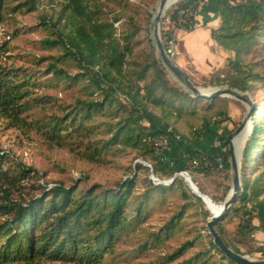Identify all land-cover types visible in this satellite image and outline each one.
<instances>
[{
    "label": "trees",
    "instance_id": "16d2710c",
    "mask_svg": "<svg viewBox=\"0 0 264 264\" xmlns=\"http://www.w3.org/2000/svg\"><path fill=\"white\" fill-rule=\"evenodd\" d=\"M36 1L25 0L23 4H28L27 10H33ZM210 1H207L208 5L204 10L212 4V12L219 17V24L210 29V35L216 43L227 51L234 52L238 58L229 62L233 73L225 79L217 76L213 85L226 83L242 92L250 91L254 83L264 77L254 71L250 63H242L239 57L242 52L250 51L264 38V0ZM60 2L58 17L55 20L42 17L41 21L44 25L55 27L56 33L55 39H46L44 42L48 46L60 44L64 49L62 55L49 57L52 61L48 62L47 71L68 81L78 78L85 80L88 88L93 89L91 94L95 92L96 97L76 100V109L69 125L61 124L63 117H51L44 123L48 136L56 139L61 136L63 130L68 133L84 128L82 119L107 107L117 120L108 127L109 137L104 141L105 147L123 144L138 150L144 157L150 154L154 159L150 162L154 175L161 173L172 176L175 170L185 167L178 166L176 159H173L174 165L170 166L168 162L164 163L155 157L152 153V138L163 133L165 125L173 126L168 119L172 114L177 115L187 109H194L196 102L203 100L191 96L188 91L171 81L152 45L149 50L141 51L140 56L133 53V42L140 30V25L133 21V17L128 19L130 26L117 36L114 23L120 20V14L113 13L110 18L102 17L103 8L99 0ZM189 2L190 0H177L171 11L165 10L166 15L161 18L165 26H160L163 42L169 34L174 36L173 26L167 24L166 18L172 19L176 10ZM3 19L4 0H0V23ZM7 50V44L1 43L0 52ZM63 56L75 60L80 71L71 75L60 67L58 61ZM29 84V75L21 68L0 63V116L7 119L10 126L27 128L36 123L27 121L24 116L36 102L28 96ZM207 102L209 106L212 103ZM170 106L176 110L167 113V107ZM153 107H158L161 111L155 113ZM218 112L225 114L223 111ZM78 116L80 121H76ZM206 120L208 121L204 125L191 127L190 133L194 128L212 130L215 119ZM231 131L223 130L218 135L224 146H227L225 138ZM190 151L195 155L200 154V159L205 156L216 159L218 156L213 151ZM100 152L99 146H95L88 153V157L96 158ZM263 155L264 112L263 115H255L251 132L242 150V191L226 212L229 213L232 208L235 210L237 207L234 205L237 202L243 204L244 216L237 226L240 234H249L255 230L264 234V170L258 171L259 160ZM7 157L10 156L0 148V177L3 180H15L18 177L10 176L9 170L4 168ZM142 159L146 161L145 158ZM221 160L229 167L227 157ZM136 165L140 166L139 168L147 167L139 162ZM249 168L252 173L250 175L246 173ZM17 175L35 179L37 192L26 199L18 200L11 196V185L8 187L0 184V264H39L42 259L96 261L112 247L113 241L130 224L124 211L133 187L132 178H127L122 184L118 182L119 187L98 191L80 190L75 185L68 186L61 181H51L53 186L46 189V186L38 183V170L22 163H18ZM177 180L179 177L168 185L176 184ZM150 181L155 188L166 189L165 184H154L151 179ZM199 190L201 191L200 188ZM141 210L142 206L139 204L135 217L142 214ZM209 213L206 211L207 215ZM254 219L258 221L256 225L252 223ZM215 227L224 242L230 246L223 235L220 221ZM168 228L166 225L163 232L155 233V238L160 240L162 236H166ZM192 244L191 240L183 242L169 257L181 255ZM209 245L217 250L221 260H226L227 264H237L220 251L213 243L212 237L209 239ZM230 247L242 254H251ZM257 250L264 252V248ZM203 252L199 251L176 264H215L204 257L197 263Z\"/></svg>",
    "mask_w": 264,
    "mask_h": 264
},
{
    "label": "rangeland",
    "instance_id": "374dc122",
    "mask_svg": "<svg viewBox=\"0 0 264 264\" xmlns=\"http://www.w3.org/2000/svg\"><path fill=\"white\" fill-rule=\"evenodd\" d=\"M23 1L25 0H4L0 44H7L8 50L0 52V63L21 68L29 75L31 84H29L28 96L36 102L28 112L24 113V116L27 121L36 123L31 127L17 128L10 126L8 120L0 116V148L10 156L5 159L4 168L9 170L10 176L18 177L15 180L6 178L3 180L0 177V184L8 187L11 185V196L18 200L26 199L37 192L35 179L17 175L18 163L34 167L38 170V175L47 182L61 181L68 186L75 185L80 190L113 189L119 187L118 182L122 184L127 178L133 180V187L124 211L130 224L118 235L112 247L104 252L100 259L96 261L83 259L81 262L42 259L39 264H176L199 251L204 252L197 263H200L204 257L215 264H227L226 260L219 258L217 250L209 245L211 237L207 232L206 222L211 213L209 216L206 211L220 210L231 186L230 167L225 166L220 170L192 168L190 158L195 153H191L190 149L196 153L213 151L221 159L229 158L228 145L224 146L218 135L223 130H234L238 127L245 114L246 105L237 99L220 96L211 100L209 106L206 100L198 98L203 101L196 102L194 109H187L181 114H172L168 117L184 139L172 141L168 156L176 159L178 166L184 165L190 168L194 186L198 187V190L200 188L203 194H207L210 200L198 198L189 188L188 180L186 182L182 177H179L174 185L166 184L165 190L155 188L150 181L151 169L139 168L140 166L136 165L137 162L142 163V158H145L146 162H153L154 159L150 154L144 157L129 145L104 146V141L109 137V125L117 120L107 107L92 112L88 118L82 119L84 128L69 130L68 133L63 130L61 136L56 139L48 136L44 123L51 117H63L61 124L69 125L72 122L73 111L76 109V100L90 99L96 95L95 92L91 94L93 89L88 88L86 81L81 78L68 81L57 78L47 71L48 62L52 61L49 57L62 55L64 49L60 44L48 46L44 42L46 39H55L56 33L55 27L44 25L41 21L42 17L51 20L58 17L61 0H37L33 10H27L28 4L24 5ZM158 2V0H99L103 8L102 17L110 18L113 13L120 14V20L114 23L117 36L130 26L131 22L128 20L130 16L140 25L133 42V53L137 56L141 55V51L149 50L151 45L154 47L150 37V23ZM176 2L171 3L165 10L171 11ZM207 5L206 2L199 8V12L203 15H208L207 13L210 12L208 9L204 10ZM165 10L162 17L166 15ZM160 26L164 27L165 22L160 21ZM176 28L179 27L173 26V29ZM201 28L205 27L201 26ZM195 34L200 38V42L204 43L203 37H200V30ZM174 37L176 39V36ZM206 40V43L214 44L209 36ZM176 44L179 60H175V63L179 65L181 61L182 64L190 65L193 69L199 68L194 71L200 74H192L191 78L195 84L202 87L216 86L213 84L217 76L222 79L227 78V75L233 73L229 62L238 60L234 52L229 51L224 56L213 51L214 56L210 58L203 48L194 50L192 59L184 52L177 39ZM221 48L225 50L224 47ZM41 57L45 58L41 59ZM239 59L242 63H250L254 71L264 77V38L250 51L242 52ZM191 60H194L196 65L192 64ZM58 65L71 75L80 71L76 61L68 56L59 58ZM167 73L172 82L182 87L172 74L168 71ZM223 85L227 84L223 83L219 86ZM247 92L256 105L253 120L250 121L253 125L255 115H263L264 112V78L256 81L253 88ZM167 108V113L176 110L171 106ZM152 110L155 113L161 111L158 107H153ZM218 111H223L225 114H220ZM206 119L210 121L215 119L212 130H204L199 138L191 137V127L204 125L208 121ZM80 120L78 116L76 121ZM95 146L101 149L100 155L96 158L88 157V153ZM203 158H201L202 163ZM258 167V171L264 170V155L260 157ZM250 172L249 168L246 173L250 175L252 174ZM239 174L241 176V159ZM156 175L160 178L170 176L161 173ZM262 196L264 197V190ZM0 201H2L1 197ZM139 204L142 206V214L135 217ZM235 206L237 207L235 210L232 208L219 220L225 239L229 241L230 246L241 252H250L249 255L252 257L264 258V252L257 250L264 248V234L258 230L249 234H240L237 226L244 216V206L238 202ZM252 223L256 225L257 219L252 220ZM166 225L169 226L166 236L161 235L162 238L157 240L154 234L163 232ZM188 240L192 241V246L175 258L169 257V254Z\"/></svg>",
    "mask_w": 264,
    "mask_h": 264
},
{
    "label": "water",
    "instance_id": "95a60500",
    "mask_svg": "<svg viewBox=\"0 0 264 264\" xmlns=\"http://www.w3.org/2000/svg\"><path fill=\"white\" fill-rule=\"evenodd\" d=\"M158 1L160 2V10L155 16L151 15L150 37L152 39V43L154 45L156 54L161 60L166 70L174 76L175 80L178 81L180 85L191 94V96L195 98L211 101L215 98L223 96V97H231L247 104L246 111L242 118L241 123L238 125V127H236L234 130L228 133L225 138V142L228 145V152H229L228 162L232 176L231 186L222 202L220 210L214 211L213 209H208L209 212L211 213V216L207 219L206 228L210 236L213 238V243L220 249L221 252L224 253V255L227 258H229L233 262L237 264H264V258H255L248 254H242L234 250L232 247L228 246L224 242L222 237L219 235L215 227L216 223L226 214L230 206L233 204L236 196L239 195L242 191L241 176L239 174L240 159L242 156V152L238 156L234 154L232 140L234 135L238 133L246 125L248 121L253 120V114L256 109V105H254L252 98L247 91L242 92L241 90L232 88L228 85L209 86L204 88L202 86L193 83L189 78V76L187 75V73L177 63H175L174 60L168 57V55L165 52L164 44L161 38V31H160V21L166 0H158ZM244 145L242 147V150L244 148ZM187 183L189 188L192 189V192L196 193V195L199 196L202 200H204L205 198L210 200L207 194H203L198 190V187L194 186V183L191 181V179L188 178Z\"/></svg>",
    "mask_w": 264,
    "mask_h": 264
},
{
    "label": "built area",
    "instance_id": "2783aa9c",
    "mask_svg": "<svg viewBox=\"0 0 264 264\" xmlns=\"http://www.w3.org/2000/svg\"><path fill=\"white\" fill-rule=\"evenodd\" d=\"M207 0H190V2L185 5L179 7L174 17L171 19L169 17L166 18V22L170 23L174 27H179L184 30H193L196 27V16L199 12V8L206 4ZM165 52L168 55V57L172 60H176L178 56V48L176 44V39L172 34H169L165 38V42H163ZM164 132L156 135L152 138V153L155 157L160 159L163 162H168L170 166L174 165V160L170 159L168 156V152L171 149L172 141H179L184 140L183 137L178 133L172 125H165L164 126ZM203 129H197L194 128L192 130V136L195 138H199L203 135ZM200 154L194 155L190 158V165L193 168H206V169H216L220 170L223 169L226 165L224 161L221 160L220 157H217L216 159H211L208 157L200 159ZM143 164H145L147 167H149L152 170V165L150 162H146L144 160H141ZM182 177L185 180L191 179L192 180V172L190 168H180L178 170H175L174 174L172 176L166 177V178H160L156 175H154L153 172H151V180L154 184H170L175 178ZM38 183H40L43 186H46V189H49L53 186L54 183L45 181L41 176L37 175Z\"/></svg>",
    "mask_w": 264,
    "mask_h": 264
},
{
    "label": "crops",
    "instance_id": "0c3cea01",
    "mask_svg": "<svg viewBox=\"0 0 264 264\" xmlns=\"http://www.w3.org/2000/svg\"><path fill=\"white\" fill-rule=\"evenodd\" d=\"M208 10H210V12L207 13L208 15H203L201 12H198L197 14L198 16H196V19H195L196 27L192 31H184L183 29H180V28L174 29V36H176L177 42L179 41V43L181 44V47L184 49V52L188 54L192 59H193V54H194L193 51L194 50L197 51L201 48H203L204 52L208 55V57L210 56V58H213L214 56L213 51H217L218 54H221L223 56L226 54V52H228L226 49L223 50L221 48L222 46L216 43L214 39H212L214 44L210 42L206 43L207 41L206 39H208V36L212 38L210 35V29L216 28L219 24V17H216V16L213 17L214 15L212 13L213 5L211 7L208 6ZM201 26L205 28H201ZM197 30H200V37H203L204 43H201L200 38H198L197 35L195 34ZM177 60H179V57H177L176 61ZM190 62L196 65V62L194 60H191ZM179 65L187 73V75L190 78L192 74H195V75L200 74L198 72L197 73L195 72L196 70H199V68L193 69L190 65L182 64L181 61Z\"/></svg>",
    "mask_w": 264,
    "mask_h": 264
},
{
    "label": "bare ground",
    "instance_id": "6f19581e",
    "mask_svg": "<svg viewBox=\"0 0 264 264\" xmlns=\"http://www.w3.org/2000/svg\"><path fill=\"white\" fill-rule=\"evenodd\" d=\"M177 0H166L165 1V8L170 5L171 3L175 2ZM160 10V2H158L155 11L153 12L152 16H155ZM164 10L162 11V14L164 12ZM205 88V87H204ZM246 106L247 104L244 103ZM252 122L248 121L246 123V125L238 132L234 135L233 140H232V146H233V150H234V154L236 156H238L241 152H242V147L246 142V139L248 138V135L251 132V128H252Z\"/></svg>",
    "mask_w": 264,
    "mask_h": 264
}]
</instances>
